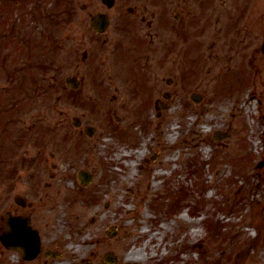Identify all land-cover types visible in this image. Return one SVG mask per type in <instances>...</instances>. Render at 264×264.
<instances>
[{
  "label": "flooded vegetation",
  "instance_id": "1",
  "mask_svg": "<svg viewBox=\"0 0 264 264\" xmlns=\"http://www.w3.org/2000/svg\"><path fill=\"white\" fill-rule=\"evenodd\" d=\"M60 53L71 69L64 99L78 113L68 117L63 135L0 120V264H104L103 228L94 216L88 240L85 233L96 177L81 166L96 149L94 139L106 129L113 131L100 138L125 137L123 122L146 128L150 118L161 119L169 99L193 86L207 61L211 102L251 79L263 95L264 0H0V78L13 79L1 88L0 111L9 102L8 110L23 111L25 96L50 95ZM191 94L203 101L195 85ZM252 101L247 111L256 115ZM44 142L53 150L42 154ZM75 203L83 214L70 213Z\"/></svg>",
  "mask_w": 264,
  "mask_h": 264
},
{
  "label": "rangeland",
  "instance_id": "2",
  "mask_svg": "<svg viewBox=\"0 0 264 264\" xmlns=\"http://www.w3.org/2000/svg\"><path fill=\"white\" fill-rule=\"evenodd\" d=\"M77 23L75 17L72 25ZM66 32L62 29L58 35L63 36ZM248 50L252 51L251 48ZM205 51L209 52V49ZM60 55L59 60L57 55L55 57V88L48 93L50 95L38 92L25 96L23 111L19 113L14 106L8 110L11 109L9 102L1 108L0 120L7 116L23 121L25 128L45 126L50 128L49 135H63L68 117L78 113L64 99V77L71 69L66 68ZM209 62L202 66L194 83L195 90L204 96L200 104L192 103L189 97L194 85L184 89L181 86L169 99V107L161 119L150 118L151 125L146 128L123 122L120 125L126 130L123 138L117 135L100 138L113 131L106 129L94 139L95 151L84 156L81 167L94 171L96 182L89 193L97 199L91 207L86 204L84 210L86 214L90 209L92 212L99 210L91 217L101 223L104 252H113L118 258L117 264H128L126 257L133 249H140L141 258L156 255L149 264H182L180 257L184 255V249L193 250V258L185 264H264V103L256 106V100H264V94L258 95L262 89L256 88V80L251 79L241 91H230L211 102L214 83L207 71ZM24 63L26 59L18 66ZM172 71L169 69L168 76ZM26 74L29 75L26 79L32 76L30 72ZM11 80L8 83L1 77L0 91L2 87L10 86ZM252 91L257 96H251ZM88 94H91L90 90ZM250 97L256 115L247 111ZM121 113L125 114L118 112ZM148 115L153 117L154 111H149ZM173 126L182 131L175 140L169 137ZM216 131L227 133V137L214 140L213 132ZM169 140L175 144L170 146ZM45 142L38 146L40 152L46 150L42 154L53 150L52 144L45 149ZM129 142L135 143L132 149V145L125 147ZM123 145L125 150L119 151L118 146ZM36 150L29 148V151ZM139 150L144 151L145 156L135 164L137 176L129 191L127 186L120 185L119 178L123 177L126 164L135 160ZM175 150L179 153L175 169L164 170L163 176L154 177L161 162ZM121 152H131V155L120 157ZM260 162L263 165L258 168ZM76 188L77 182L73 178L68 183V192L74 193ZM113 193L118 196L119 208L112 205L110 197ZM129 205L132 209L127 208ZM69 210L72 215L83 214V208L76 203ZM101 212H106L105 219ZM182 214L184 217L180 218ZM120 218L121 222L117 223L120 226L110 222ZM186 219L195 220L194 234ZM138 221L148 227L149 234L164 223H171L170 229L175 233L165 232L150 239L148 234L139 232ZM113 225L115 236L111 240L105 231ZM88 226L91 231L93 226L89 222ZM161 250L163 254H160Z\"/></svg>",
  "mask_w": 264,
  "mask_h": 264
},
{
  "label": "bare ground",
  "instance_id": "3",
  "mask_svg": "<svg viewBox=\"0 0 264 264\" xmlns=\"http://www.w3.org/2000/svg\"><path fill=\"white\" fill-rule=\"evenodd\" d=\"M181 132L182 131L178 130L177 126L176 127L175 126L171 127L170 134H169L170 139L175 140V138H177L178 135ZM173 140H169L168 144L170 146H173L175 144V143H173L174 142ZM144 153L145 152L142 151V150L137 151V154H135V157H134L135 160H133L132 162L126 164L127 168H125L123 170V172H122L123 177L119 178V179H121L120 185H124V187L127 186V189L129 191H130V188L132 187V182L136 179V176H137V174H136V172L134 170L135 164L141 159L142 156L143 157L145 156ZM128 155L130 156L131 152H121V153L118 154V156H120V157L128 156ZM178 155H179V153L176 150L171 152L170 154H168L166 156V158L161 162L159 167L157 168V170H156L157 172H155L154 177H157V178L161 177L164 174V170L171 169L172 167H174V164L178 163L177 162L179 160V158H178L179 156ZM174 169H175V167H174ZM152 184H154V183H152ZM111 195L112 196L110 197V200L112 202V205L114 206V208H119L118 204L116 203V201L118 199V196L116 194H114V193L111 194ZM127 208L128 209H132V207L130 205ZM94 212H98L99 213V210H96ZM94 212H92V210L90 209L88 211V214H87L86 232H85V233H87V238H86L87 240H88V235L91 233L90 227L88 226V222L90 223V218L92 216V213L94 214ZM100 215H102V217L105 219L107 214H106V212H101ZM181 217H184V215L182 214L180 216V218ZM95 219H96V222H97L96 225H101V223L98 222V219L96 217H95ZM104 219H103V221H101L102 224H104ZM120 220H121V218L119 220H117V221H113L112 220L110 222L114 223L116 225H119L117 223H118V221L121 222ZM187 221L189 222L190 228H192V230H191L192 234H194L196 232V230L194 229L195 220L194 219H188ZM170 224L171 223H164V224H162L160 226V228L157 231L150 232V234H149V230H147L148 227L146 225H144L143 222L138 221L136 223V226H137V228H139V232L141 234H148L149 238L151 239V238H154L157 234L161 235V234H164L165 232L175 233V231L173 229H170L171 228ZM112 227H115V225H113ZM139 250L140 249H136V250L133 249V250H131L128 253V255L126 257V262L128 264H144V263L145 264H149L150 262H152L151 260H153L154 257H156V255L154 256V254H152V255L148 256V258H146V259L145 258H141V257H139V253H140ZM161 253L163 254L162 250L160 251V254ZM183 254L184 255H182L180 257V260H181L180 263H182V264H185L187 261H189V260H191V258H193V250H188V249L185 250L184 249L183 250ZM142 262H144V263H142Z\"/></svg>",
  "mask_w": 264,
  "mask_h": 264
},
{
  "label": "water",
  "instance_id": "4",
  "mask_svg": "<svg viewBox=\"0 0 264 264\" xmlns=\"http://www.w3.org/2000/svg\"><path fill=\"white\" fill-rule=\"evenodd\" d=\"M222 136V135H221ZM217 138H221V137H217ZM85 177L86 178H88L87 176H84V177H81L80 178V180L79 181H81L83 184H86L83 180L85 179ZM109 235H113V232L111 231V232H109ZM103 259H104V264H113L114 262L113 261H115V257L112 255V253H110V252H108V253H106L105 255H104V257H103Z\"/></svg>",
  "mask_w": 264,
  "mask_h": 264
}]
</instances>
